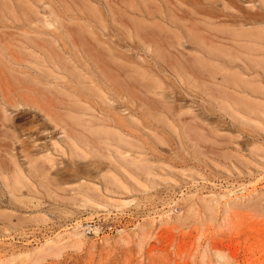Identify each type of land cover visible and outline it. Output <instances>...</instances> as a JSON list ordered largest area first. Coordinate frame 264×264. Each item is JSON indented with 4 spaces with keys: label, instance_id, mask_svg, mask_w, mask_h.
Wrapping results in <instances>:
<instances>
[{
    "label": "rangeland",
    "instance_id": "1",
    "mask_svg": "<svg viewBox=\"0 0 264 264\" xmlns=\"http://www.w3.org/2000/svg\"><path fill=\"white\" fill-rule=\"evenodd\" d=\"M0 264H264V0H0Z\"/></svg>",
    "mask_w": 264,
    "mask_h": 264
},
{
    "label": "bare ground",
    "instance_id": "2",
    "mask_svg": "<svg viewBox=\"0 0 264 264\" xmlns=\"http://www.w3.org/2000/svg\"><path fill=\"white\" fill-rule=\"evenodd\" d=\"M31 161L33 162V161H34V159H32V158H31ZM76 234H77V233H76Z\"/></svg>",
    "mask_w": 264,
    "mask_h": 264
}]
</instances>
